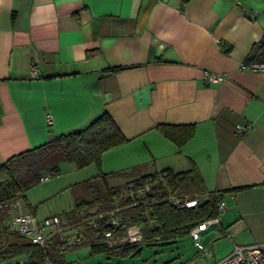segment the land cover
Wrapping results in <instances>:
<instances>
[{
	"label": "crops",
	"instance_id": "0c3cea01",
	"mask_svg": "<svg viewBox=\"0 0 264 264\" xmlns=\"http://www.w3.org/2000/svg\"><path fill=\"white\" fill-rule=\"evenodd\" d=\"M262 35L264 0H0V163L107 111L126 140L102 153L101 172L196 165L206 190L223 192L201 247L190 232L155 238L175 244L168 264H211L235 245L264 250V71L247 67L264 59L252 51ZM206 71L223 79L207 83ZM61 223L81 236L55 264H99L83 224Z\"/></svg>",
	"mask_w": 264,
	"mask_h": 264
},
{
	"label": "trees",
	"instance_id": "16d2710c",
	"mask_svg": "<svg viewBox=\"0 0 264 264\" xmlns=\"http://www.w3.org/2000/svg\"><path fill=\"white\" fill-rule=\"evenodd\" d=\"M253 56L264 58V35L252 47ZM126 137L107 111L93 118L83 128L54 135L50 140L33 148L9 156L0 163V264H49L59 261L68 240L62 232L51 228V236L44 246L30 241L27 235L18 231H9L5 225L8 205L16 199L25 201V192L41 181V177H51L60 172L59 164L68 161L78 168L94 164L98 174L85 179L91 191L89 199L77 198L74 213L66 214L72 225L83 224L82 238L87 239L91 253L114 254L120 257L138 256L142 244L152 246L156 239L168 241L188 233L205 219L218 214L217 203L222 191L206 190L201 175L196 167L184 171L170 169L155 170L142 175H134L136 168L131 167L122 174L132 173L121 185H108L107 179L120 172L103 173L100 171L101 155L107 149L125 142ZM166 172L163 181L145 193L136 205L123 207L117 225H111L109 216L95 219L96 225L82 223L88 215L106 212L118 204H125L120 197L122 187L129 180L140 183L147 176H159ZM47 180V179H46ZM245 187V186H243ZM232 187L228 190H239ZM197 198L198 204L192 207H176L168 196ZM94 210H91L92 208ZM57 215V214H55ZM59 216V215H58ZM60 218V216H59ZM138 223L142 226L143 240L135 243H122L108 247L96 237V233L106 229L112 230L114 237H122L127 225ZM60 226L63 228L60 218ZM65 229L63 228V231Z\"/></svg>",
	"mask_w": 264,
	"mask_h": 264
},
{
	"label": "built area",
	"instance_id": "2783aa9c",
	"mask_svg": "<svg viewBox=\"0 0 264 264\" xmlns=\"http://www.w3.org/2000/svg\"><path fill=\"white\" fill-rule=\"evenodd\" d=\"M247 67L252 71H264V59L252 60L248 63ZM30 76L34 78L40 77V73L34 65L31 67ZM203 79L207 83H215L222 80L223 75L206 71L203 74ZM47 120H51V115L49 113L47 114ZM246 129L247 126L245 125H237L236 127V130L239 133L244 132ZM164 175H166V172L160 174L158 177L147 176L140 183H135L133 180H129L127 185L122 187L119 195L127 200L125 204H118L106 212H98L94 215L85 216L81 222L95 226V219L97 217L108 215L110 224L114 226L117 225L120 220V210L123 207L136 205L145 193L149 192L154 186L163 181ZM46 179H48L47 176L41 177V181H45ZM168 200L178 208L192 207L198 204L197 198L179 197L175 195L168 196ZM21 202L22 200L18 198L8 205V215L5 220V225L9 231H18L21 234L27 235L32 243L40 246H44L47 240V236L43 233L44 228L50 227L56 232H63L58 215H51L44 217L43 219H38L35 215L26 213L24 211V204ZM217 208L218 213L223 212L225 209V204L222 198L218 200ZM218 221V216L205 219L189 231L191 238L197 247H201L199 232L204 230L210 223ZM80 236L81 233L76 231L72 238L66 240L67 245H71ZM96 237L102 239L108 247H115L122 243L141 242L143 240V231L140 224L131 223L126 226L122 237H114L112 230L110 229L97 232ZM62 264L69 263L63 262ZM211 264H264V250H262L261 243L252 245H235L228 255Z\"/></svg>",
	"mask_w": 264,
	"mask_h": 264
},
{
	"label": "rangeland",
	"instance_id": "374dc122",
	"mask_svg": "<svg viewBox=\"0 0 264 264\" xmlns=\"http://www.w3.org/2000/svg\"><path fill=\"white\" fill-rule=\"evenodd\" d=\"M59 168L60 172L57 175L51 176L45 181H40L38 184L26 190V201L22 200L21 202L24 205L28 202L30 204L29 207L35 210V214L39 219L53 214L59 215L60 218L64 217L66 214L72 215L74 213L77 198L89 199L91 197V191L86 186L84 180L96 175V170L99 172V169L94 166V164L78 168L68 161H62L59 164ZM132 175V173L122 174V172H120L114 176V181H125L132 177ZM51 230L52 229L45 230L43 233L47 235L51 233ZM71 234L72 233L68 229L62 232V235L67 239L72 237ZM174 246L175 244L170 241L165 244H156L150 247L143 245L138 256L120 257L114 254H102L103 252L96 253V256L99 257L98 259L101 264H161L163 259L166 260L170 258V261L166 262V264H168L171 263V260L176 256V249ZM179 246L183 245L178 244L177 247ZM174 260H176V258ZM55 262L56 261L51 260L49 264H55Z\"/></svg>",
	"mask_w": 264,
	"mask_h": 264
}]
</instances>
